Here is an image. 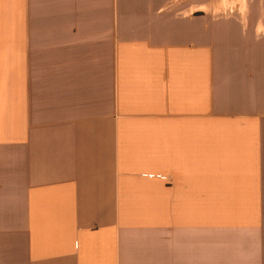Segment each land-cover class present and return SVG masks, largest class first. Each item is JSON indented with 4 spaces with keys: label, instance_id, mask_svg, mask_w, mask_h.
Instances as JSON below:
<instances>
[{
    "label": "crops",
    "instance_id": "crops-1",
    "mask_svg": "<svg viewBox=\"0 0 264 264\" xmlns=\"http://www.w3.org/2000/svg\"><path fill=\"white\" fill-rule=\"evenodd\" d=\"M0 264H264V0H0Z\"/></svg>",
    "mask_w": 264,
    "mask_h": 264
}]
</instances>
